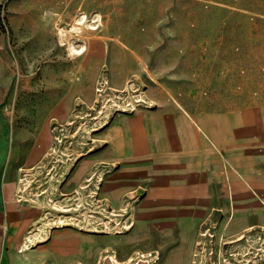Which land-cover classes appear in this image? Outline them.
I'll list each match as a JSON object with an SVG mask.
<instances>
[{"label":"rangeland","instance_id":"374dc122","mask_svg":"<svg viewBox=\"0 0 264 264\" xmlns=\"http://www.w3.org/2000/svg\"><path fill=\"white\" fill-rule=\"evenodd\" d=\"M259 13V0H1L0 64L15 80L0 95V263L114 264L109 254L114 238L129 233L128 212L102 202L84 208L78 189L67 188L81 142L135 110L156 83L192 92L196 105L202 97L213 109L264 103ZM27 138L52 144L32 168L15 157V139ZM15 203L19 215L36 206L39 217L15 226ZM63 229L99 235L101 253L84 260L44 254ZM151 253L129 264H156ZM195 264H264V232L203 244Z\"/></svg>","mask_w":264,"mask_h":264},{"label":"crops","instance_id":"0c3cea01","mask_svg":"<svg viewBox=\"0 0 264 264\" xmlns=\"http://www.w3.org/2000/svg\"><path fill=\"white\" fill-rule=\"evenodd\" d=\"M3 46L0 34V51ZM5 72L0 64V95L15 80ZM125 74L127 69L120 75ZM194 98L160 83L148 86L135 110L116 114L81 142L83 155L67 188L78 189L84 208L102 202L111 211L128 212L129 233L114 238L110 259L129 264L138 253L155 252L156 264H195L203 244L239 242L254 230L264 232V103L213 109L205 98L203 105ZM16 144L15 157L29 168L52 145L48 138L15 139ZM20 207L15 203V226L39 217L31 210L36 206L23 215ZM73 231L53 232L43 253L82 260L101 253L99 235Z\"/></svg>","mask_w":264,"mask_h":264},{"label":"bare ground","instance_id":"6f19581e","mask_svg":"<svg viewBox=\"0 0 264 264\" xmlns=\"http://www.w3.org/2000/svg\"><path fill=\"white\" fill-rule=\"evenodd\" d=\"M210 121V120H209ZM217 124V123H216ZM175 128H176V126H175ZM213 128V127H212ZM215 128V127H214ZM178 135V134H177ZM175 136V135H174ZM157 137H158V134H157ZM166 138V137H165ZM179 139V138H178ZM164 140V139H163ZM170 149V148H169ZM173 149V148H172ZM180 150V149H179ZM133 160V159H132ZM140 163V162H139ZM169 181V180H168ZM177 185V184H176ZM181 195V194H180ZM156 212V211H155ZM152 213V212H151ZM145 231V230H144ZM62 234V233H61ZM77 234V233H76ZM57 235H58V233H57ZM64 239V238H63ZM74 239H77L76 237L74 238ZM73 239V240H74ZM57 241H60L59 239L57 240ZM59 244V243H58ZM141 256H145L144 254H141ZM112 263H114V264H119L118 263V260L117 259H114L113 261H112Z\"/></svg>","mask_w":264,"mask_h":264},{"label":"trees","instance_id":"16d2710c","mask_svg":"<svg viewBox=\"0 0 264 264\" xmlns=\"http://www.w3.org/2000/svg\"><path fill=\"white\" fill-rule=\"evenodd\" d=\"M0 25H1V16H0ZM2 177V170H0V179Z\"/></svg>","mask_w":264,"mask_h":264}]
</instances>
